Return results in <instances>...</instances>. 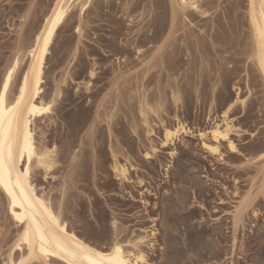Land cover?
Returning <instances> with one entry per match:
<instances>
[{"label":"rangeland","instance_id":"obj_1","mask_svg":"<svg viewBox=\"0 0 264 264\" xmlns=\"http://www.w3.org/2000/svg\"><path fill=\"white\" fill-rule=\"evenodd\" d=\"M52 1L0 0V80L21 58L10 97ZM197 3L205 14L175 15L172 0H92L68 12L43 69L52 111L35 122L54 165L33 167L32 182L75 233L121 241L142 264H264V85L246 1ZM226 110L233 131L216 142L209 131ZM178 124L165 143L164 128ZM19 228L0 193V264Z\"/></svg>","mask_w":264,"mask_h":264},{"label":"bare ground","instance_id":"obj_2","mask_svg":"<svg viewBox=\"0 0 264 264\" xmlns=\"http://www.w3.org/2000/svg\"><path fill=\"white\" fill-rule=\"evenodd\" d=\"M92 0H53V4L49 9L48 14L45 16L39 31L36 33L33 44L28 50L27 56L28 61L25 70L22 72L18 79L15 92L12 97L9 96V92L14 80L15 74L17 73L21 58L19 55L12 60L11 64L7 68L2 80H0V96H3V104L0 105V111L3 112V123L5 131L8 126V110L16 104V100L20 98V88L25 86V76L28 78L26 100L20 105L24 117H26L28 123L26 128L24 127L23 121L21 124V133L19 139V145L14 147V153L17 159V170L12 172L11 176L8 175L5 170L3 175L4 183H0V193L3 195L6 204V210L9 214L13 223L20 227L17 233V238L13 245L14 249L8 254V264H20L23 260L25 264H53L52 262H58L60 264H89L90 259H98L95 253H100L102 257H109L114 255V249L116 247L121 248L120 259L125 261H131V264H142L144 262V254L141 251L131 252L124 248L121 241L114 240V242L107 247L100 246V244L92 243L75 233L68 227L66 221L61 217L59 211H57L51 204V201L46 198L43 194H39L35 184L32 182V171L33 167L40 168L45 173L49 171L54 165V150L43 149L38 147L35 142V122L38 119L49 117V113L52 111V103L54 99L44 101L42 97V80H43V69L49 53L51 44L54 37L67 17L68 12L72 8H78L79 12L82 13L89 6ZM175 2L177 10H174L176 15L178 12L188 14L190 11H201L197 0H172ZM247 5V21L249 30L251 31V59L253 60L262 83L264 85V67H261L260 60L258 57L259 49L256 45L255 35L258 28L264 27V0H245ZM87 5V7H85ZM184 11V12H183ZM205 14V11H201ZM60 14L61 18L53 25V20L57 14ZM49 28L52 29V34L49 37L47 47H45L44 39L48 36ZM33 50L35 55H33ZM256 57L253 59L252 57ZM12 75L9 78L8 73ZM93 72L90 71V75ZM7 82L8 88H4V83ZM12 94V93H11ZM240 102L244 104V100L236 98L233 103ZM33 105L36 111L32 112ZM51 108L48 112H44L43 108ZM230 105L228 107H231ZM222 123H214L209 133L214 141L226 140L229 134L233 131V125L231 120L227 117V110L222 114ZM15 130V126H14ZM184 131L183 125H176L175 127H165L163 138L164 142H172L178 134ZM28 133V148L32 152L31 160H29L28 151L25 150L23 157L20 156V148L25 146L24 134ZM230 147L233 148V144L230 142ZM208 150L212 154H217L219 151L218 145H207ZM215 149V151H213ZM5 157H7V147H5ZM27 174L25 175V170ZM115 173L120 178L126 177V169L122 166H114ZM19 181V183H18ZM5 185L8 186L15 197V206L12 203V197L5 191ZM24 204V208L20 207V204ZM47 209V212L45 211ZM27 210V211H26ZM13 212L22 214L21 219L17 220L13 216ZM59 227L55 231L49 230V225H56ZM25 229H30L27 240H25ZM63 229V231H60ZM43 236V241H41ZM20 243V247H15L17 243ZM60 244V247L57 244ZM32 244L33 255L29 256V244ZM44 245V252H42L41 244ZM83 248L91 249V255L89 259H84L83 255L76 258L74 255L69 253L80 252ZM19 250L18 256L15 258L13 251ZM47 253H54L45 255ZM140 258V259H138ZM104 264H108L105 260Z\"/></svg>","mask_w":264,"mask_h":264},{"label":"snow or ice","instance_id":"obj_3","mask_svg":"<svg viewBox=\"0 0 264 264\" xmlns=\"http://www.w3.org/2000/svg\"><path fill=\"white\" fill-rule=\"evenodd\" d=\"M85 7H87V5H85ZM61 18L60 14L58 13L56 18L53 20V25H55V23L57 21H59ZM77 31H79V29H77ZM52 34V29L49 28L48 30V36L45 37L44 39V43H45V47H47V44L49 42V37ZM255 41H256V45L259 49L258 52V57L260 60V65L261 67H264V27L258 28L256 35H255ZM33 55H35V51L33 50ZM253 59H255L256 57H252ZM12 73L9 72L8 76L9 78L11 77ZM27 82H28V78L27 76H25V86L20 88V98H18L16 100V104L13 105V107L11 109L8 110L9 113V117H8V126H7V130L5 131L4 128V123H3V112L0 111V183H4L3 181V175L5 170H7L8 175L11 176L12 172L17 170V159L14 153V147L19 145V139H20V133H21V124L23 121L24 127L26 128L27 126V119L26 117H24L22 111L20 110V105L26 100V92H27ZM4 88L7 89L8 88V84L7 82L4 83ZM3 104V96H0V105ZM51 108V105H49V107L43 108L44 112H48ZM36 111L35 106L33 105L32 108V112L34 114V112ZM14 126H15V130H14ZM24 141H25V146L23 148H20V156L23 157L25 150L28 151V156H29V160H31L32 157V152L31 150L28 148V133L25 132L24 134ZM5 147H7V157H5ZM213 151H215V149H213ZM233 151H236V149L233 147ZM261 160H264V157H260ZM27 174V169L25 170V175ZM19 183V181H18ZM5 191L8 192V195L12 197V203L13 206H15V202H16V197L14 195V193L9 190L8 186L5 185ZM262 192H264V186H262ZM251 198H246L245 201L241 202V208L237 209V213L239 214L242 210L246 209L247 204L250 202ZM21 208H24V204L21 203L20 204ZM27 211V210H26ZM45 211L47 212V209H45ZM13 216H15V218L17 220L21 219L22 214H17L16 212L12 213ZM59 225H49V230L50 231H55L56 228H58ZM30 229H25V240H27L28 237V233H29ZM60 231H63V229H60ZM43 236H41V241H43ZM58 247H60V244L58 242L57 244ZM15 247H20V243L18 242ZM42 252H44V245L43 243L41 244V249ZM114 255L109 256V257H102L100 255V253H95V255L97 257H99L98 259H90L89 260V264H104V261L107 260L108 264H125V261H123L122 259H120V253H121V248L120 247H116L114 250ZM50 254H54V253H47L45 252V255H50ZM70 255H74L76 256V258H79L81 255H83L84 259H89V256L91 255V249H87V248H83L80 252H73V253H69ZM33 255L32 252V244H29V256L31 257ZM140 259V258H138ZM5 264H8V261H5ZM20 264H25V261H21ZM127 264H131V261H128Z\"/></svg>","mask_w":264,"mask_h":264}]
</instances>
